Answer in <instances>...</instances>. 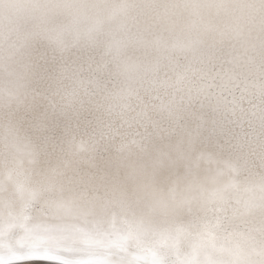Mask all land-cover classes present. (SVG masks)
Segmentation results:
<instances>
[{"label": "snow or ice", "instance_id": "1", "mask_svg": "<svg viewBox=\"0 0 264 264\" xmlns=\"http://www.w3.org/2000/svg\"><path fill=\"white\" fill-rule=\"evenodd\" d=\"M0 28V264H264V0H45Z\"/></svg>", "mask_w": 264, "mask_h": 264}, {"label": "clouds", "instance_id": "2", "mask_svg": "<svg viewBox=\"0 0 264 264\" xmlns=\"http://www.w3.org/2000/svg\"><path fill=\"white\" fill-rule=\"evenodd\" d=\"M45 0H0V28L18 25L28 17L38 15L33 5Z\"/></svg>", "mask_w": 264, "mask_h": 264}, {"label": "bare ground", "instance_id": "3", "mask_svg": "<svg viewBox=\"0 0 264 264\" xmlns=\"http://www.w3.org/2000/svg\"><path fill=\"white\" fill-rule=\"evenodd\" d=\"M21 264H51V262L44 260H26L22 261Z\"/></svg>", "mask_w": 264, "mask_h": 264}]
</instances>
